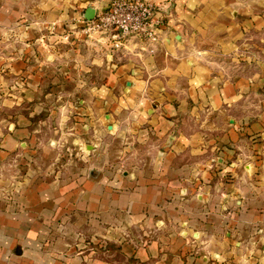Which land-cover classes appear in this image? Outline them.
Instances as JSON below:
<instances>
[{
	"label": "crops",
	"instance_id": "0c3cea01",
	"mask_svg": "<svg viewBox=\"0 0 264 264\" xmlns=\"http://www.w3.org/2000/svg\"><path fill=\"white\" fill-rule=\"evenodd\" d=\"M23 1L27 0H0V24L15 23L24 13ZM36 1L41 2V21L56 23L57 33L63 36L84 26L90 9L94 16V12L108 9L110 3ZM144 1L156 8L158 43L137 37L117 43L108 35L84 42L59 41L56 48L64 50V55L56 57L58 61L52 65L43 62V72L54 65H66L67 59L72 62L68 65L85 69L77 71L76 77H91L96 82L89 92L93 103L87 110L93 113L92 127L97 136L118 134L132 144L134 136L148 139L149 131L155 130L160 145L174 136L173 147L158 159L153 170L141 167L130 171L135 176L133 181L129 177H103L67 184L52 179L36 181L32 176L19 195L22 212L9 210L0 201V264H115L90 258L86 251L73 253L75 246L67 248L66 241L75 240V236L58 234L52 239L50 227L61 225L64 230L67 224L73 233L84 224L116 230L137 227L143 238L137 264H264V215L259 212L264 203H244L239 218L242 223L229 235L221 229V221L217 227L210 226L209 219L219 217L209 209L214 208L213 201L229 202L235 197L232 192L242 194V188H221L219 194L213 191L212 198L198 202L189 186L177 185L172 177L178 154L213 144L216 133H234L243 122L239 116L243 95L254 98L264 86V60L260 69L249 67L230 76L219 69L224 61L236 65L244 49L264 52V0ZM245 59L249 65L255 61ZM9 65L13 71L16 63ZM33 79L37 87L48 80L43 74ZM52 92L67 94L61 87ZM258 113L255 110V116H250V124L260 132L264 113ZM99 144L93 140L96 153ZM176 195L189 206L201 205L196 213H202L203 221L186 220L184 228L183 218L194 215H179L172 199ZM253 222L261 233L245 232V225ZM149 234L152 236L147 238Z\"/></svg>",
	"mask_w": 264,
	"mask_h": 264
},
{
	"label": "rangeland",
	"instance_id": "374dc122",
	"mask_svg": "<svg viewBox=\"0 0 264 264\" xmlns=\"http://www.w3.org/2000/svg\"><path fill=\"white\" fill-rule=\"evenodd\" d=\"M21 8L24 13L15 23L0 24L2 204L9 210L22 212L19 195L32 176L36 181L52 179L62 180L67 184L79 183L84 178L99 180L103 177H129L133 181L135 176L130 171L141 167L153 170L158 159H163L166 151L173 147L175 137H169L164 145H160L157 143L160 136L155 130L149 131L148 139L134 136L132 144H128L118 134L97 136L92 127L93 113L87 110L93 103V95L89 92L96 82L91 77H76L77 71L83 72L85 69L68 65L72 62L67 59L66 65H54L51 70L43 72V62L52 65L58 61L56 57L64 55V50L56 48L59 41L91 40L82 32L83 25L63 36L57 33L56 23L41 21V2L23 1ZM27 32L30 35L26 37ZM250 57L255 61L251 65L245 64L248 62L245 58ZM263 60V50L251 47L241 51L236 65L224 61L219 69L230 76L233 71L239 72L249 67L260 69ZM9 63H16L12 66L13 71ZM42 74L48 80H42V87H37L33 78ZM57 87L67 90V94L53 93ZM70 90L75 93H70ZM256 94L258 96L254 98H250L249 94L243 95L239 114L243 122L234 133H216L213 144L194 146L193 152L183 151L173 161L174 167L172 164L175 171L172 177L176 178L177 185L189 186L191 195L198 202L212 198L213 191L219 194L221 188L230 190L233 185L242 188V194L232 192L235 197L229 202L213 201L211 204L214 208L209 209L219 217L209 219L210 226L217 227L216 223L221 221V229L229 235L238 231L239 224L242 223L239 218L244 203L255 200L264 203V127L257 132L250 124V116H255V110H258L259 115L264 113V86L261 85ZM93 140L100 143L98 153ZM172 199L181 217L185 213L194 215L193 218H183L184 228L188 225L186 220L193 219L197 224L203 221L202 213H196L200 211L201 205L189 206L183 199L178 200L177 195L172 196ZM259 212L264 215V208ZM255 223L257 222L245 225V232L253 235L261 233L255 228ZM64 227L52 225V239L58 234L75 236V240L66 241L67 248L75 246L76 252L72 250L73 253L86 251L90 258L115 264H137L139 261L136 255L138 247L143 244V238L139 237L137 227L116 230L94 226L89 228L84 224L81 230L78 229V233H73L71 225L67 224V229L63 230ZM183 235L187 236V233L184 232ZM151 236L149 234L147 238ZM259 248L262 250L261 246Z\"/></svg>",
	"mask_w": 264,
	"mask_h": 264
},
{
	"label": "built area",
	"instance_id": "2783aa9c",
	"mask_svg": "<svg viewBox=\"0 0 264 264\" xmlns=\"http://www.w3.org/2000/svg\"><path fill=\"white\" fill-rule=\"evenodd\" d=\"M156 8L144 0H110L108 9L84 21L82 32L91 40L111 36L120 43L131 37L156 44L159 41Z\"/></svg>",
	"mask_w": 264,
	"mask_h": 264
},
{
	"label": "water",
	"instance_id": "95a60500",
	"mask_svg": "<svg viewBox=\"0 0 264 264\" xmlns=\"http://www.w3.org/2000/svg\"><path fill=\"white\" fill-rule=\"evenodd\" d=\"M88 12H89V15H86L85 19H87L88 21H91L95 18L96 13L94 12V16H93V9L92 10L90 9ZM128 87H131V83H128Z\"/></svg>",
	"mask_w": 264,
	"mask_h": 264
}]
</instances>
